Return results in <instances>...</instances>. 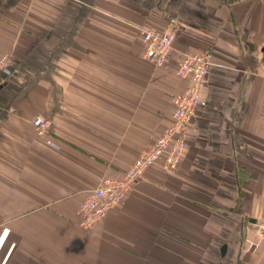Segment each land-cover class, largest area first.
Listing matches in <instances>:
<instances>
[{
    "label": "crops",
    "instance_id": "0c3cea01",
    "mask_svg": "<svg viewBox=\"0 0 264 264\" xmlns=\"http://www.w3.org/2000/svg\"><path fill=\"white\" fill-rule=\"evenodd\" d=\"M170 18L181 28L157 68L140 33ZM205 51V104L178 169L150 167L82 229L79 206L155 146L189 86L179 62ZM7 54L0 264H264V0H0Z\"/></svg>",
    "mask_w": 264,
    "mask_h": 264
},
{
    "label": "built area",
    "instance_id": "2783aa9c",
    "mask_svg": "<svg viewBox=\"0 0 264 264\" xmlns=\"http://www.w3.org/2000/svg\"><path fill=\"white\" fill-rule=\"evenodd\" d=\"M167 23L163 31L151 28L142 30L140 33L145 44L143 58L157 68L167 65L176 35L181 28L176 18H170ZM12 63L13 59L10 55L0 57V81L12 75ZM211 66L212 53L210 51L187 56L179 62L176 76L179 79L188 80L189 86L173 99L172 124L164 130L155 146L140 155L122 177L104 181L101 187L87 196L77 211L79 226L82 229H91L101 222L111 210L119 207L131 192L132 186L143 179L150 167L161 164L166 173H173L178 169L186 155L188 133L192 121L197 110L205 104L202 93ZM32 125L37 137L47 140L51 127L49 121L37 116L32 120ZM7 232L5 231L6 234Z\"/></svg>",
    "mask_w": 264,
    "mask_h": 264
},
{
    "label": "water",
    "instance_id": "95a60500",
    "mask_svg": "<svg viewBox=\"0 0 264 264\" xmlns=\"http://www.w3.org/2000/svg\"><path fill=\"white\" fill-rule=\"evenodd\" d=\"M223 251V250H222ZM223 253H224V251H223Z\"/></svg>",
    "mask_w": 264,
    "mask_h": 264
}]
</instances>
